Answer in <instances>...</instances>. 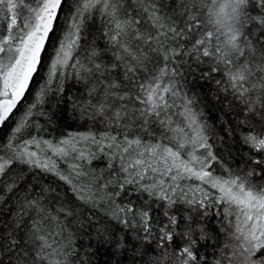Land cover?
Segmentation results:
<instances>
[{
  "label": "snow or ice",
  "instance_id": "1",
  "mask_svg": "<svg viewBox=\"0 0 264 264\" xmlns=\"http://www.w3.org/2000/svg\"><path fill=\"white\" fill-rule=\"evenodd\" d=\"M65 8L72 23L55 49L48 83L62 70H74L83 84L74 109L111 128L99 141L80 135L53 143L33 135L37 114L47 115L42 111L45 87L19 118L14 115ZM93 12L101 18L104 45L93 44L81 60L83 21ZM189 80L209 85L216 102L229 111L246 114L238 124L249 149L242 168L232 169L214 154L204 113L195 94L189 95ZM256 115L260 119L253 122ZM10 120L11 132L0 140V202L24 178L14 165L56 172L71 183L56 171L52 157L87 159L77 144L90 140L120 161L109 180L112 194L127 193L130 185L166 202L158 228L160 254L153 264H264V183L252 180L257 174L264 178V0H0V128ZM218 164L220 176L214 175ZM71 168L81 175L78 165ZM183 180L200 182L191 197L179 183ZM16 203V227L7 234V244L0 243V264L6 259L8 264H85L73 234L46 227L60 216L79 223L73 207L62 204L53 216L43 191L18 197ZM178 203L193 207L183 215L171 211ZM131 204L118 211L138 216L144 238L150 239L151 206L146 201L134 209ZM217 217L220 228L210 227ZM16 229L24 235H13ZM97 234L109 242L104 230Z\"/></svg>",
  "mask_w": 264,
  "mask_h": 264
},
{
  "label": "trees",
  "instance_id": "2",
  "mask_svg": "<svg viewBox=\"0 0 264 264\" xmlns=\"http://www.w3.org/2000/svg\"><path fill=\"white\" fill-rule=\"evenodd\" d=\"M69 3L71 4L72 0H69ZM71 16L72 13L68 11V8H65L54 37L46 45V52L42 56L43 62L39 66L31 89L26 93L24 100L21 101L17 109L14 110V115L19 118L21 110L33 102V97L41 87H45L47 95L44 97L45 103L42 106V111L47 115L39 116L37 114L38 131H34L33 135H36L38 139L50 140L53 143L80 135L95 136L99 141L102 136L111 132V128L99 117L95 120L88 119L81 115L78 108L74 109L72 102L81 94L83 84L77 81L71 67L62 70L63 74L53 78L50 84L48 83L49 69L55 49L59 40L63 38L68 25L72 23ZM83 24L82 39L77 50L78 58L81 60L84 59L93 44L98 49H102L104 45L101 38L102 21L99 14L93 12L90 17L83 21ZM69 63L71 64L72 61ZM209 87V85L202 87L200 82H192L191 80L187 86L189 95L195 94L198 107L204 113L203 118L208 126L209 143L213 145L214 154L222 164L232 169L242 168L243 160L247 159L249 149L242 142L238 124L245 119L246 114L240 113L235 108L229 111L217 103L209 91ZM247 115L252 117V114ZM173 119L179 121L180 118L174 116ZM259 119V115H256L253 117V122ZM12 127L13 124L10 120L0 128V140L6 139V134H10ZM157 138H159L158 135ZM20 142L22 143V141ZM102 143L106 145L108 142L103 141ZM77 148L86 153L87 159H75L74 154L68 158L52 157L56 164V171L69 177L71 183L61 180L56 172L30 168L23 164L14 165L18 172L22 170L24 178L19 182L18 188L13 193L4 194V200L0 202V243L7 244V234L16 227L17 217L14 213L17 209V198L29 194L35 196L43 191L53 216H56V209L62 204L74 208L79 223L72 217L60 216L58 222L54 220L50 224H46V227L52 231H59L60 227H64L66 234H73L75 237L74 244L85 264H153V258L160 254L157 248L158 228L159 224L164 221L163 212L166 210V202L155 198L149 199L146 192L137 191L134 186L130 185L127 186V193L122 192L119 196L112 194L113 189L109 180L119 169L120 161L112 158L106 147L101 151L100 147L90 140L80 141ZM30 150L40 152V149L34 146H30ZM89 153L90 155H88ZM46 154L51 155V153ZM43 155L44 153H42ZM73 164L79 166L80 176H76L71 168ZM214 175H223L219 164L215 166ZM165 179L167 180V177ZM252 180L254 183H264V178H261L259 174L254 175ZM179 183L184 191L188 192L189 197L192 196L190 190L200 184L199 181L195 180H183ZM200 186L211 189L207 185L201 184ZM74 187L85 190L81 194L74 192ZM212 192L214 195H218L215 190ZM81 195L84 199H81ZM129 200L134 209L145 207L146 201L151 206L149 211L152 216L153 235L150 239L144 238L143 230L138 223V216H134L133 213L125 214L118 211L120 208L127 207ZM190 207L193 206L178 203L173 206L171 211L183 215L186 214L185 210ZM209 214L212 215L211 208ZM70 220L72 221L71 225H69ZM210 227L220 228L218 217L211 220ZM97 229L105 231L109 239L108 243L99 239ZM13 235L23 236L24 231L16 229ZM5 264H8L7 259Z\"/></svg>",
  "mask_w": 264,
  "mask_h": 264
},
{
  "label": "rangeland",
  "instance_id": "3",
  "mask_svg": "<svg viewBox=\"0 0 264 264\" xmlns=\"http://www.w3.org/2000/svg\"><path fill=\"white\" fill-rule=\"evenodd\" d=\"M146 182H150V181H146ZM207 190H209L214 195V193L212 191H214L215 189H207Z\"/></svg>",
  "mask_w": 264,
  "mask_h": 264
}]
</instances>
